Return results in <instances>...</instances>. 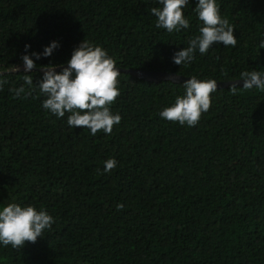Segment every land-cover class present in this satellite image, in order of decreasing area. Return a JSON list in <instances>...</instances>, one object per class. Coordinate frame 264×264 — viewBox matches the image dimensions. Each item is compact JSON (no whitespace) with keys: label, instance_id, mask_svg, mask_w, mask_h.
Listing matches in <instances>:
<instances>
[{"label":"trees","instance_id":"trees-1","mask_svg":"<svg viewBox=\"0 0 264 264\" xmlns=\"http://www.w3.org/2000/svg\"><path fill=\"white\" fill-rule=\"evenodd\" d=\"M197 2L183 9L189 27L169 33L156 27L158 0H0V209L31 204L54 218L35 243H0V264H264V89L217 87L189 127L160 116L184 82L120 71L110 108L121 122L92 135L45 110L35 85L40 66L67 65L84 39L122 69L217 82L264 73V0H216L236 46L173 62L199 35ZM52 41V55L25 71L21 57ZM24 75L33 91L17 98ZM109 158L117 165L104 172Z\"/></svg>","mask_w":264,"mask_h":264},{"label":"clouds","instance_id":"clouds-1","mask_svg":"<svg viewBox=\"0 0 264 264\" xmlns=\"http://www.w3.org/2000/svg\"><path fill=\"white\" fill-rule=\"evenodd\" d=\"M158 3L162 7L151 8L152 14L157 18V28L172 33L189 27V20L183 13L189 0H158ZM195 11L202 26L199 28V35L189 39L187 47L174 53L173 62L177 65L191 63L197 50L203 55L214 44L222 43L225 47H235L237 44L234 26L228 19L222 18L216 0H198ZM58 46L57 41H52L44 48L43 53L23 55L21 59L25 71L37 67L32 56L36 59L41 55L51 56ZM29 47L30 45H25L26 49ZM260 48H264V41H261ZM40 67L44 75L35 85L46 97L42 107L59 118L69 113L67 124L70 127L87 128L92 135L97 132L110 135L114 125L121 122V115L113 113L110 108L120 96V69L106 49L84 39L73 50L67 66H60L61 71L57 72V65L51 63ZM14 71H19V67L15 66ZM23 79L29 86L27 90L23 86L10 89L17 98H26L33 91L32 76L24 75ZM240 80L245 89H264L262 72L244 71ZM4 83L6 81L0 79V88ZM183 84L185 94L178 95L171 106L160 112V116L168 121L193 127L199 123L202 113L210 109L211 93L217 90L218 84L215 79L199 80L196 76H191ZM231 90L235 94L236 84L232 85ZM116 165L115 158L107 159L104 162V172H110ZM124 207L123 204H117L118 210ZM53 223L54 218L44 209L37 210L31 204L22 206L15 202L9 203L0 209V243L5 247L11 245L14 249H20L25 242L35 243L38 237L44 236V230L51 229Z\"/></svg>","mask_w":264,"mask_h":264},{"label":"water","instance_id":"water-1","mask_svg":"<svg viewBox=\"0 0 264 264\" xmlns=\"http://www.w3.org/2000/svg\"><path fill=\"white\" fill-rule=\"evenodd\" d=\"M66 66L67 65H64V67ZM61 69H62L61 67H57L56 71H59ZM118 69H120V71L130 72L142 78L151 79L154 81L171 80L174 82H184L185 80L190 78V77L181 76V75H177V74L169 73V72H147V71H137V70L122 69V68H118ZM172 77H175V78L173 79ZM217 84H218V87H227L232 84L243 85V81L238 79L234 81L217 82Z\"/></svg>","mask_w":264,"mask_h":264}]
</instances>
